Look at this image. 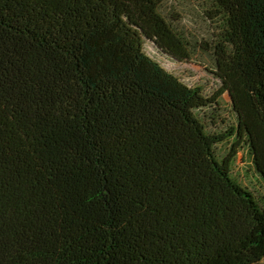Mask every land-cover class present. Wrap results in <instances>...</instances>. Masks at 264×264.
Segmentation results:
<instances>
[{"label":"trees","instance_id":"obj_1","mask_svg":"<svg viewBox=\"0 0 264 264\" xmlns=\"http://www.w3.org/2000/svg\"><path fill=\"white\" fill-rule=\"evenodd\" d=\"M163 1L0 0V264H264V0H211V95L144 51L188 57Z\"/></svg>","mask_w":264,"mask_h":264},{"label":"rangeland","instance_id":"obj_2","mask_svg":"<svg viewBox=\"0 0 264 264\" xmlns=\"http://www.w3.org/2000/svg\"><path fill=\"white\" fill-rule=\"evenodd\" d=\"M159 10L184 38L188 57L177 60L148 39H143L144 51L187 85L200 86L204 94L211 95L220 86V80L215 75L214 45L219 39H224L225 18L216 12L211 0H164ZM219 100L217 108L196 110L208 131H224L236 123L228 93L224 92ZM231 143L232 138L216 145L219 157L227 153ZM233 176L256 195H264V182L245 148L236 155Z\"/></svg>","mask_w":264,"mask_h":264}]
</instances>
